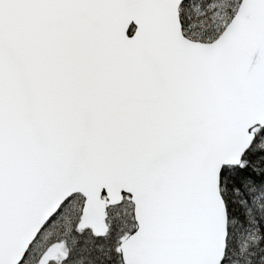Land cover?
<instances>
[{
    "label": "snow or ice",
    "instance_id": "1",
    "mask_svg": "<svg viewBox=\"0 0 264 264\" xmlns=\"http://www.w3.org/2000/svg\"><path fill=\"white\" fill-rule=\"evenodd\" d=\"M0 264H264V0H0Z\"/></svg>",
    "mask_w": 264,
    "mask_h": 264
}]
</instances>
